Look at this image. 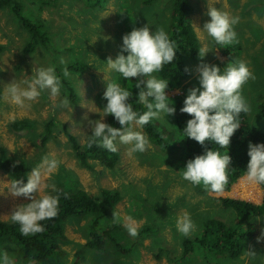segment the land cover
<instances>
[{"label":"rangeland","instance_id":"rangeland-1","mask_svg":"<svg viewBox=\"0 0 264 264\" xmlns=\"http://www.w3.org/2000/svg\"><path fill=\"white\" fill-rule=\"evenodd\" d=\"M146 1L58 0L44 7L38 0H20L24 15L42 21L52 38L49 49L37 40L32 53L26 52L29 33L9 9L0 8V47H3L0 53V87L3 92L0 99V147H6L11 158L28 163L31 171L45 155L56 158L59 166L45 177V185L54 183L57 187L67 182L71 187L85 189L95 198L100 196L102 189L119 190L123 195V200L108 210L100 224L101 232L103 229L114 230L105 252L86 246L90 238V216L66 222V239L61 243L66 253L65 264H209L208 254L198 243L204 222L218 219L232 226L236 221V213L224 207L221 199L231 198L259 206L264 204V189L261 185L249 184L245 180L246 175L222 196L210 195L202 186H193L181 176L187 164L184 154L166 153L151 143L145 130L139 127L134 130L141 131L151 146L144 152L129 154L130 146L117 140L121 160L115 169L94 163V169L89 170L78 162L69 134L84 145L93 133L89 121L101 119L100 115H103L101 111L107 104L103 94L108 81L120 83L130 91L132 82L136 81V78L125 80L107 65L109 57L115 60L121 53L123 36L145 25L153 31L164 27L168 34L170 32L174 0H153L150 4ZM190 2L195 9L192 25L201 48L207 46L209 51L199 61H187L191 77L179 88L166 89L169 103L177 96L187 95L189 89L200 86L196 71L200 64L217 65L223 71L229 62L243 60L256 77L243 89V95L252 107L251 113L247 114L248 120L253 127L264 131V118L258 108V100L264 98V0ZM209 6L239 17L238 24L234 26L237 43L217 45L203 31L205 23L211 19L207 15ZM229 56L238 59L232 60ZM61 58L64 64H61ZM75 64H87L88 69L83 73L70 71V66ZM50 66H55L56 75L59 70L63 73L65 66L68 68L70 76L67 78L80 97L79 103L69 102V107H62L61 102L66 98L62 88L55 97L45 90L35 101H25L24 107L16 105L7 96L9 84L27 88L25 81H31L35 74L33 69ZM155 75L160 78L158 73ZM107 118H103L104 122ZM17 120L33 122L34 128L16 132L11 124ZM51 120L56 121L55 127L43 143L46 124ZM156 121L175 139L173 141H180L172 115ZM12 181L8 174L0 171V222H11L13 209L31 202L23 196L14 197L9 193L7 188ZM44 193L55 195L48 188ZM249 193H254L255 198L249 199ZM114 211L120 214V223H113ZM185 212L197 225V231L190 237L181 235L176 229L177 218ZM128 217L138 225L136 238L130 236L124 226ZM253 221L259 228V234L245 253L237 260L218 264H264V239L261 238L264 237V214ZM188 238L196 241V251L185 260L183 245ZM247 251L255 255H248ZM5 252L17 260L16 246L6 244L0 250V258Z\"/></svg>","mask_w":264,"mask_h":264},{"label":"clouds","instance_id":"clouds-1","mask_svg":"<svg viewBox=\"0 0 264 264\" xmlns=\"http://www.w3.org/2000/svg\"><path fill=\"white\" fill-rule=\"evenodd\" d=\"M207 15L211 19L205 23L203 31L217 45L227 46L238 42L234 26L238 24L239 17L210 6ZM197 30L199 34L198 27ZM208 51L207 46L199 49L200 57L203 58ZM125 52L127 55H124ZM176 57L175 41L170 39L164 27L153 31L145 25L134 28L123 36L121 53L115 60L109 57L107 65L125 80L136 78L135 88L140 89L137 102L143 104L147 110L143 113L135 111L133 104L129 102L133 92L122 87L120 83L108 81L103 94L107 101L101 111L103 115H100L101 119L89 121L93 132L89 136V148L96 145L115 153L118 151V140L120 144L130 146L128 151L131 154L144 152L151 146L148 138L134 129L143 128L154 119L175 115L176 108L170 106V99L166 94L169 81L158 78L155 73L161 72L164 65L171 64ZM60 62L65 63L63 58ZM196 71L200 86L188 90L180 111L192 117L183 130L185 136L204 146L205 153L188 160L181 176L193 186H202L210 195L222 196L229 184L232 157L228 152L222 155L219 150L208 149L207 144L211 142L220 149H229L232 137L241 128V114H250L252 111L251 104L243 95V89L256 77L243 60L229 62L223 71L217 65L202 63ZM33 72L35 74L31 81H25L27 88L22 89L15 83L6 88L7 96L20 107H24L25 101H35L45 90H49L53 97L60 93L62 85L56 75L55 66L33 69ZM63 74L65 77L70 76L66 66ZM61 106L69 107L67 98L61 102ZM108 115L113 116L122 128L105 123L103 118ZM248 156L250 160L245 180L252 185H264V143H250ZM58 166L59 161L56 158L45 155L42 162L28 175L26 184L22 180H14L7 188L12 196H23L31 201L15 207L10 215L11 221L20 226L22 235L35 236L44 233L46 228L42 222L58 216L60 196L44 193L45 188L58 192L54 183L45 185V177L54 173ZM113 215V223H120V214L114 211ZM124 226L133 238L139 235L138 225L131 217L126 219ZM176 229L181 235L190 237L197 231V225L185 212L177 218ZM247 254L255 255L249 251ZM0 264L16 262L5 252L0 258ZM28 264H35V261L29 258Z\"/></svg>","mask_w":264,"mask_h":264},{"label":"trees","instance_id":"trees-1","mask_svg":"<svg viewBox=\"0 0 264 264\" xmlns=\"http://www.w3.org/2000/svg\"><path fill=\"white\" fill-rule=\"evenodd\" d=\"M41 6L55 4L58 0H38ZM84 1V0H82ZM92 1V0H89ZM153 0H147L150 4ZM96 2V1H94ZM101 4L99 1L97 2ZM172 11V23L169 37L176 44L177 57L171 64H166L163 70L158 73L161 79L169 81L168 89L181 87L191 77V71L187 66V61H199V49H201L198 35L192 25L191 17L195 9L190 0H174ZM0 8L9 9L13 17L29 33L30 41L26 52L32 53L36 49L37 40L47 49L50 48L52 38L47 32L45 24L40 20H33L24 15V7L20 0H0ZM3 47H0V53ZM232 60L238 59L229 56ZM88 69L87 64H75L70 66V71L83 73ZM57 76L61 80V88L64 96L72 104L80 102V97L74 89L72 83L59 70ZM133 83V97L130 101L135 111L143 113L147 109L141 103H138L140 89L135 88ZM2 88L0 87V99L2 97ZM186 94L177 96L173 99L170 106L176 108L175 115H172L180 141L176 142L174 138L167 134L166 129L158 124L154 119L145 125V130L149 140L154 145L162 148L170 155L178 156L184 154L186 162L194 159L197 155L205 153V147L198 142L185 136L183 130L187 121L192 119L180 109L184 106ZM258 108L262 118H264V98L258 100ZM241 128L231 139L229 149H220L218 145L209 142L208 149L219 150L221 154H228L232 157V169L229 172V184L226 191H229L242 176L246 175L247 165L250 160L248 156L249 144L264 143V131L253 127L248 120L247 114L240 116ZM105 123L122 128L119 122L111 115H108ZM56 121L51 120L46 124V131L43 134V143H45L53 132ZM12 130L19 132L31 130L34 123L28 120L14 121L11 124ZM93 134V133H92ZM91 134V135H92ZM73 149L76 152L78 162L84 168L93 170L94 163H99L108 169H115L121 160L119 150L115 153L96 145L89 148L88 141L82 145L72 135L69 134ZM89 140V138H88ZM0 171L8 174L11 179L22 180L25 184L28 182V175L31 166L25 161H18L11 158L6 147H0ZM264 189V185H261ZM58 192L55 195L60 196L59 214L56 218L43 221L46 231L35 236H24L20 232V226L11 222H0V250L6 244H13L18 248L17 264H28L29 258L35 261V264H65L66 253L62 249L61 243L66 239V222L72 218H84L90 216L88 229L90 238L86 246L90 249L105 252L109 240H112L113 229H103L100 231V224L108 215V210L114 208L123 200V195L119 190L102 189L99 197H93L85 189L71 187L70 183H60L57 185ZM67 194V198H65ZM222 205L227 209H232L236 213L235 224L229 226L227 223L218 219H208L204 222L203 228L198 239L199 245L205 250L209 257V264H218L226 260H237L246 251L248 246L255 240L259 234V228L253 219L264 214V204L259 206L250 202L235 200L231 198L221 199ZM149 230V228H147ZM183 257L190 259L196 251V241L188 238L184 242Z\"/></svg>","mask_w":264,"mask_h":264},{"label":"bare ground","instance_id":"bare-ground-1","mask_svg":"<svg viewBox=\"0 0 264 264\" xmlns=\"http://www.w3.org/2000/svg\"><path fill=\"white\" fill-rule=\"evenodd\" d=\"M244 184V183H243ZM246 188H247V186L244 188L245 190H246ZM248 190H246L245 192H247ZM248 195H250L249 196V199H253V198H255V196H254V193L253 194H248ZM243 197H244V195H243ZM245 198V197H244ZM248 199V198H247Z\"/></svg>","mask_w":264,"mask_h":264}]
</instances>
